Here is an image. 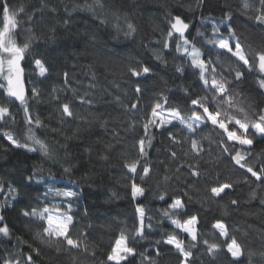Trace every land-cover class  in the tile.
Segmentation results:
<instances>
[{
	"label": "trees",
	"instance_id": "16d2710c",
	"mask_svg": "<svg viewBox=\"0 0 264 264\" xmlns=\"http://www.w3.org/2000/svg\"><path fill=\"white\" fill-rule=\"evenodd\" d=\"M100 2L102 8L95 0H0V9L6 3L10 14H16L19 26L13 32L17 43L30 41L21 66L28 112L34 121H40L39 127L27 125L24 106L0 88V106L10 112L0 121V226L9 229V237L0 234V264L7 260L28 264V255L31 264H114L107 256L122 233L136 251L122 264H182L179 253L165 243L172 235L192 252V264H264V177L256 180L232 159L242 150L246 156L242 163L258 172L264 168V135L251 127L264 112V90L259 86L264 74L258 67L249 71L241 65L244 74L234 80L237 65L226 63V57L218 55L222 50L201 43L213 35V27L219 28L217 35L229 38L227 28L231 27L253 63L264 52V24L256 19L259 0H247L248 8H244L245 0ZM85 5H92L93 11ZM175 16L189 24L185 36L201 48L204 57L224 66L229 89L247 113V137L253 143L236 144L230 152H223V147L234 142L227 141L226 134L209 122L191 134L203 145L197 156L191 151L190 134L177 122L169 127L180 143L170 139L167 128H150L152 146L146 159L151 171L142 178L144 160L135 174L125 164L137 158L143 123L155 104L160 102L166 112H179L187 118L191 99L210 95L198 70L176 51L178 36L174 34L168 47L164 46ZM3 24L0 10V29ZM230 42L234 45L235 39ZM36 60L47 69L44 76ZM145 67L147 74L143 73ZM133 70L141 75L134 76ZM33 88L38 90V98L33 96ZM65 104L72 116L63 113ZM233 114L237 118L245 115L237 109ZM29 127L47 146V155L27 139ZM228 127L233 130L235 125ZM6 134L28 147H15ZM31 147L37 150L29 151ZM173 151L176 157H172ZM193 169L200 175H191ZM133 182L144 189L143 196L133 197ZM225 182L232 187L214 196L211 188ZM49 189L76 193L71 200L74 225L69 235L82 242L81 248L36 239L39 224L24 216L25 211L45 206L67 211L66 198L54 196ZM161 195L164 200L159 199ZM175 198L185 205L176 218H198L197 242L163 215ZM138 205L145 208V224L152 225L145 227L144 238L135 237L132 230ZM217 221L227 226L228 240L212 227ZM230 238L241 245L240 258L228 253ZM204 240L219 244L218 251L208 253Z\"/></svg>",
	"mask_w": 264,
	"mask_h": 264
},
{
	"label": "snow or ice",
	"instance_id": "6c2138e0",
	"mask_svg": "<svg viewBox=\"0 0 264 264\" xmlns=\"http://www.w3.org/2000/svg\"><path fill=\"white\" fill-rule=\"evenodd\" d=\"M259 3L261 7L257 9L259 14L256 16V19L260 23L264 24V0H259ZM95 4L97 7H103L100 0H95ZM84 7H86L89 11H93L92 5H85ZM248 7L249 4L247 3V0H245L244 8ZM0 10H2L4 20L3 27L0 29V81H3L0 82V88L5 89L7 97L15 98L16 101H19L20 104L24 106L25 121L27 125L31 126L32 124H35L39 127L40 121H34L28 112L25 86L23 82L24 69L21 66V61L25 58V53L28 51L30 41H26L23 45L17 43L13 32V30L17 29L19 26L16 14H10V9L6 3ZM20 11L22 12L23 9ZM28 20L31 21L32 17L29 16ZM128 27L132 30V25H128ZM188 28L189 24L185 23L180 16L173 17L170 22V29L166 33L164 46L168 47V42L172 39L173 35L178 34V40L180 43L176 45V51L182 53V55L189 60L192 68L198 70V75L204 86L205 92L210 93V95L205 94L191 99V115L187 118L182 116L179 112H166L160 102L155 104V106L151 109L150 118L143 123L144 138H140L138 140L137 158L132 162L125 164L127 171L135 174L137 172V168L141 166V160H144L145 166L142 167V178L148 177L151 171L150 167L147 166L146 159L148 156L147 149L152 146V136L149 135L150 128H155L157 130L167 128V135L170 139L175 143H180V141L172 135L171 127H169L173 125L174 121L177 122L190 134L189 139L191 151L197 156L203 151V145H200L197 139L193 138L191 134L195 133L202 124L209 122L212 126H214V128L220 129L224 134H226L227 141L234 142L233 144L223 147V152H230V149L234 148L236 144L240 146H251L253 143L252 139L247 137L250 127V122L247 119V113L245 112V109L239 105V102L235 99L229 89L230 81L224 74V66L214 63L212 59H206L204 57L201 48L197 47L185 36ZM227 31L230 33V37L224 38L222 35H217L219 33V28L213 27V35L211 37H206L203 41H201V43L212 45L217 50H222L218 51V55L226 57V63H235L237 65L234 72V80L239 81L244 74L240 70L241 65L246 67L249 71L253 70L254 67H258L259 72L264 74V52L255 56L253 58V63H250L249 58L245 54L238 38L235 37L234 30L231 27H228ZM232 39H235L234 45L230 42ZM35 64L40 70V75L44 76L47 69L43 66L42 62L40 60H36ZM148 71L149 69L147 67L143 69L144 74H147ZM132 74L137 77L141 75L140 72L134 70ZM229 74H232L231 67H229ZM65 76H67V74H65ZM259 86L264 88V78L259 80ZM136 91L139 92L140 88H137ZM32 94L34 97H39V92L35 88L32 89ZM88 103L91 102L88 101ZM164 103H167L166 98L164 99ZM131 107L132 109H136L137 105L133 104ZM233 109H237L239 112L245 113L244 117L237 118V116L233 114ZM63 113L68 116H72L73 114L67 104L63 105ZM8 116H10L9 109L6 106H0V121H3ZM229 124L235 125V128L230 130L228 127ZM251 127L257 133L264 135V112H261L258 115L257 120L251 123ZM6 138L15 147H28L26 144L18 143L11 135L6 134ZM27 139L31 140L33 144L39 145L40 150L47 155V146L35 137L31 127L28 128ZM36 150L37 149L35 147L29 148V151ZM187 154L188 153H185V155ZM171 155L172 157H176L177 154L173 151L171 152ZM232 159L237 165H239L240 168L246 169V172L251 173V176L255 177L256 180H261L262 177H264V168L258 172L254 171L248 164L242 163V161L246 159L242 150L236 151L232 156ZM189 167L191 168L192 165H189ZM65 171L67 172L68 169H65ZM190 174L193 176H199L200 172L193 169ZM29 179L31 180V178ZM231 187V183L225 182L219 186L212 187L211 193L214 196L219 197L221 193H224L226 189H230ZM0 191H3L2 185H0ZM12 191H14V189L9 188V192ZM49 193L54 196L66 198L64 200V204L67 211L60 212L58 208L53 209L47 206L32 208L31 211H25L23 213L24 216L31 217L39 224V231L36 233V239L49 245L54 243H64L70 249L81 248L82 242L69 235L70 229L74 225V217L71 214L73 209V203L71 200L76 196V193L73 191H61L60 189H49ZM132 195L134 198L137 196H143L144 189L133 182ZM159 199L164 200L165 197L161 195ZM232 203L235 204L236 201H232ZM184 207L185 205L182 199L175 198L168 205V207L164 209L163 215L170 220L171 224L174 225L176 229L187 233L188 236H190L191 241L197 242L198 230L196 225L198 223V218L196 216H190L188 219L183 221L176 218L179 216ZM136 212L138 213V219L132 230L135 237L144 238L145 227L147 226L150 229L152 225L151 223L147 225L145 224L146 212L143 206L138 205L136 207ZM2 219L3 217L0 216V220ZM212 227L215 230H218L220 236L224 237L226 240L229 239L227 226L223 222L217 221ZM0 234L4 237H9V229L6 225L0 226ZM165 243L172 245L179 253V255L183 258L182 264H192V252L185 248L183 240H180L175 235H172L165 241ZM203 243L207 245L206 251L210 254L218 251L220 247L219 244L209 243L208 240H204ZM195 246V243H193L192 247ZM36 251L37 254H39V250L36 249ZM227 251L234 258H238L243 254L242 247L235 238H230V242L227 244ZM135 255V248L129 246L127 235L122 233L120 238L116 240L114 247H112L111 253L107 256V261H112L114 264H122V261L127 260L129 256ZM157 255H159L158 252ZM26 261L28 264H31V255L26 257ZM5 264H19V261L13 262L11 260H7L5 261Z\"/></svg>",
	"mask_w": 264,
	"mask_h": 264
},
{
	"label": "water",
	"instance_id": "95a60500",
	"mask_svg": "<svg viewBox=\"0 0 264 264\" xmlns=\"http://www.w3.org/2000/svg\"><path fill=\"white\" fill-rule=\"evenodd\" d=\"M188 31H189V28H188L187 32H188ZM187 32H186V33H187ZM186 33H185V34H186ZM175 35L178 36V34H175ZM23 82H24V78H23ZM24 86H25V91H26V85H24Z\"/></svg>",
	"mask_w": 264,
	"mask_h": 264
},
{
	"label": "rangeland",
	"instance_id": "374dc122",
	"mask_svg": "<svg viewBox=\"0 0 264 264\" xmlns=\"http://www.w3.org/2000/svg\"><path fill=\"white\" fill-rule=\"evenodd\" d=\"M263 90H264V88H263ZM187 234V233H186ZM241 256H239L238 258H240Z\"/></svg>",
	"mask_w": 264,
	"mask_h": 264
}]
</instances>
